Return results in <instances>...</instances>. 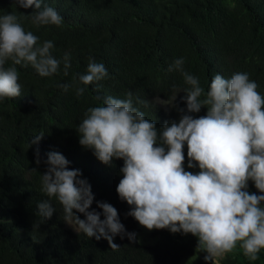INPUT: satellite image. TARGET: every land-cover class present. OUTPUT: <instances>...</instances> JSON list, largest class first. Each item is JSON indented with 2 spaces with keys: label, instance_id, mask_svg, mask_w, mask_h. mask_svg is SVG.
<instances>
[{
  "label": "trees",
  "instance_id": "1",
  "mask_svg": "<svg viewBox=\"0 0 264 264\" xmlns=\"http://www.w3.org/2000/svg\"><path fill=\"white\" fill-rule=\"evenodd\" d=\"M43 7L55 9L62 24L37 26L33 8L0 0V16L15 14L39 38L38 45L52 41L51 53L61 61L50 77H41L24 62L16 65L8 59L4 64L16 68L21 95L0 100V264H264V249L253 261L239 244L218 262L197 260V238L166 228L151 230L148 241L138 243L141 226L127 215L133 206L116 192L123 160L102 164L92 149L79 144L76 131L89 108L103 106L108 96L127 99L128 92L133 93V106L155 123L158 145L166 123H178L184 114L194 119L206 115L207 108L186 112L183 98L191 86L179 71L168 70L178 58L205 94L216 74L231 78L243 72L264 96V0H43ZM66 53L71 64L67 75ZM90 59L103 63L109 76L83 85L79 76L86 74ZM64 84L70 85L66 91L60 87ZM77 87L85 89L83 95H77ZM40 134L43 138L32 144ZM183 151L185 171L197 174L195 162L188 168L186 144ZM50 152L62 154L67 167L79 170L91 186L94 200L88 211L101 213L103 220L97 203L111 204L126 233L136 234L135 241L117 235L113 242L119 249L114 250L103 238L87 237L74 223V230L67 228L62 206L42 187ZM247 191L261 194L252 181ZM43 200L55 209L48 219L37 208ZM74 215L85 219L75 210Z\"/></svg>",
  "mask_w": 264,
  "mask_h": 264
},
{
  "label": "clouds",
  "instance_id": "2",
  "mask_svg": "<svg viewBox=\"0 0 264 264\" xmlns=\"http://www.w3.org/2000/svg\"><path fill=\"white\" fill-rule=\"evenodd\" d=\"M16 3L21 8L34 9L31 18L37 26H60L63 22L52 7L42 8L43 0ZM38 39L22 27L15 14L0 16V100L21 95L16 68L4 67L8 59L16 65L30 64L41 77L57 73L61 61L51 53L53 42L38 45ZM69 59L66 53L65 75L71 67ZM183 64L184 59L178 58L168 70L179 71L191 86L183 98L186 112L198 113L207 108L206 115L194 119L184 114L178 123H166L158 145L155 123L133 106L132 92L126 94L127 99L108 96L103 106L89 108L85 113L76 130L79 144L92 149L102 164L108 165L114 158L123 160V178L116 192L133 206L127 215L140 226L149 231L166 228L171 233L191 234L205 251V261L232 252L238 244L243 254L254 261L264 249V96L243 72L231 78L216 74L205 94L198 78L185 72ZM108 76L103 63L90 59L79 81L88 85ZM69 86L60 85L65 91ZM84 92V88L77 87V95ZM43 136H35L32 144H38ZM185 144L188 168L198 165L197 174L184 169ZM35 155L39 164L38 148ZM45 163L43 191L58 200L66 223H74L89 238L105 239L114 250L119 249L113 242L117 235H127L130 242L136 240L135 233H126L111 204L97 203L103 220L101 213L88 211L94 200L91 186L80 178L79 170L67 167L62 154L48 153ZM249 181L260 195L247 191ZM37 208L45 219L55 211L49 200H43ZM74 210L85 219L74 215Z\"/></svg>",
  "mask_w": 264,
  "mask_h": 264
},
{
  "label": "rangeland",
  "instance_id": "3",
  "mask_svg": "<svg viewBox=\"0 0 264 264\" xmlns=\"http://www.w3.org/2000/svg\"><path fill=\"white\" fill-rule=\"evenodd\" d=\"M160 104H162V103H160ZM162 105H164V104H162ZM66 225H67V228H70L71 230H74L72 228V226H70L68 223H66ZM149 232H150L149 230H147V229H145L144 227L141 226V232L137 235V242L138 243L147 242L148 241V234H149ZM141 240H143L144 242H142ZM149 241H151V240L149 239ZM205 256H206L205 251L203 250L202 247H200L199 251L197 252V254L195 256V259H197V260H200L201 259L202 260V259L205 258ZM219 258H215L213 262H218ZM190 260H193V258L190 259Z\"/></svg>",
  "mask_w": 264,
  "mask_h": 264
}]
</instances>
